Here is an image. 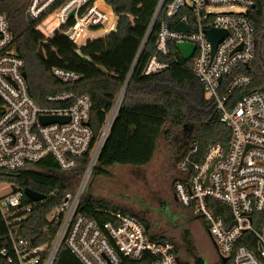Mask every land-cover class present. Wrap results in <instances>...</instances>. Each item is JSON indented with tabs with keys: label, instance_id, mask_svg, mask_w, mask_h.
Here are the masks:
<instances>
[{
	"label": "built area",
	"instance_id": "built-area-1",
	"mask_svg": "<svg viewBox=\"0 0 264 264\" xmlns=\"http://www.w3.org/2000/svg\"><path fill=\"white\" fill-rule=\"evenodd\" d=\"M259 1L264 9V0ZM4 2L0 0V173L33 168L48 157L57 161L62 172L71 173L80 158H88L75 189L57 188L40 202H32L16 184L0 189L1 193L18 188L0 196V211L10 238V246L0 251L6 264H54L63 243L82 264H122L123 258L141 261L145 257L154 258L153 264H188L175 244L154 240L136 217L104 206L95 209L99 220L79 213L129 82L157 25L156 51L144 75L169 68L170 63L161 56L169 55L171 45H195L191 61L196 78L205 98L215 103L221 122L231 131L226 155V147L214 145L198 160L196 145L177 162V170L185 178L176 182L175 198L204 223L222 264H264V95L256 91L246 94L253 79L237 74L256 56V26L249 17L256 0H159L132 70L97 135L90 125V96L60 93L48 97V102L59 107H42L32 98L25 60L16 51L14 34L2 11ZM220 6H240L246 11H210ZM72 12L75 14L70 17ZM27 14L44 37V44L62 35L77 51L89 49L102 60L108 53L101 44L113 35L119 37L120 13L104 0H29ZM180 24L187 25L189 31H176ZM211 29L228 33L214 53L207 35ZM52 73L71 86L83 79L81 74L61 68ZM44 117H61L66 122L43 126ZM45 205H49L47 220L61 222L52 246L21 236L28 216ZM221 206L226 210H220Z\"/></svg>",
	"mask_w": 264,
	"mask_h": 264
},
{
	"label": "trees",
	"instance_id": "trees-1",
	"mask_svg": "<svg viewBox=\"0 0 264 264\" xmlns=\"http://www.w3.org/2000/svg\"><path fill=\"white\" fill-rule=\"evenodd\" d=\"M104 1L120 13L119 37L113 35L101 44V49L108 53L106 60H102L89 49H83V55L91 58V62L82 60L76 54L75 44L62 35H57L49 44H44V37L38 33L35 25L27 21L29 0H5L2 6L15 37L16 51L26 63V79L32 98L42 107H59L57 103L48 102V97L60 93L90 96L92 100L90 125L95 135L105 123L106 115L113 108L132 70L159 2V0ZM132 16L133 19L143 17L142 23L140 21V24L136 23L134 26ZM249 17L256 26L257 52L249 67H242L237 74H246L253 79V86L246 94L256 91L264 95V9L259 0H256L255 8ZM157 32L158 25L129 82L117 118L93 170L94 177L107 175V170L115 166L141 168L149 165L163 137L178 148L177 162L187 156L189 150L196 145L199 146L197 155L199 160L204 157L209 147L214 145L226 147L231 141V131L221 122L215 103L205 98L204 90L194 73L193 61L182 60L175 45H171L167 57L161 56L163 61L170 63L167 70L151 76L144 75L147 63L156 51ZM41 48L43 54L40 52ZM54 68L75 71L81 74L83 79L74 86L63 84L53 76ZM186 128H189L190 133L186 132ZM180 130H184L181 136L176 133ZM182 150V155H179ZM87 159L86 157L78 160L72 180L70 177L66 179L67 172L60 170L53 157H48L33 168L0 173V183L7 182L24 189L30 188L45 196L57 188L73 190L76 186L72 181L84 173L88 164ZM184 178L182 176L178 181H184ZM17 190V187L13 188V192ZM105 204H107L105 200L87 190L79 213L89 219L99 220L95 209L98 206L106 207ZM48 209L49 205L36 208L28 216L21 229L23 238L35 239L38 244L50 246L54 244L61 222H49ZM220 210L226 209L221 206ZM122 212L130 215L125 210ZM217 214L220 215V212ZM152 237L157 241H168L164 237ZM9 246L8 228L0 211V251ZM176 247L179 252V246ZM153 262L152 257H145L141 261L127 258L122 260V264ZM0 264H6L1 255ZM54 264L82 263L63 243Z\"/></svg>",
	"mask_w": 264,
	"mask_h": 264
},
{
	"label": "rangeland",
	"instance_id": "rangeland-1",
	"mask_svg": "<svg viewBox=\"0 0 264 264\" xmlns=\"http://www.w3.org/2000/svg\"><path fill=\"white\" fill-rule=\"evenodd\" d=\"M214 14L244 12L240 6L212 7ZM133 23H142L143 17L135 18ZM208 99V97L206 98ZM177 135L181 136V132ZM186 132L190 133L189 128ZM178 148L163 137L152 162L141 168L115 166L108 169L107 175L90 178L86 188L92 194L107 202L105 206L113 211H127L149 225L152 236L164 237L179 246L180 256L186 263L222 264L204 223L192 210L182 207L175 198L176 182L181 173L177 170ZM183 150L179 155H182ZM73 179L74 172L65 174ZM83 174L72 181L78 186ZM72 178V179H71ZM8 185L0 183V189ZM12 189L0 193L4 196Z\"/></svg>",
	"mask_w": 264,
	"mask_h": 264
},
{
	"label": "water",
	"instance_id": "water-1",
	"mask_svg": "<svg viewBox=\"0 0 264 264\" xmlns=\"http://www.w3.org/2000/svg\"><path fill=\"white\" fill-rule=\"evenodd\" d=\"M74 12H72L70 14V17L74 16ZM27 21L29 24H34V20L31 18V16L29 14H27ZM176 31L179 32H188L189 28L187 25L185 24H180L179 26H177ZM207 35L209 40L212 42L213 44V53L215 52L217 46L227 37L228 33L226 31L223 30H216V29H211L207 31ZM177 50L179 51L182 59L186 62L191 61L192 56L195 52V45L193 44H189V43H178L176 45ZM41 54H43V49H40ZM76 54L84 61L86 62H91V58L83 55V53L81 51H76ZM42 125L43 126H47L50 124H54V123H64L66 122V120L64 118L61 117H44L41 119ZM68 122V120H67ZM229 149V145L226 146V150H225V155L228 152ZM225 158V157H224ZM25 194L26 196L32 201V202H40L42 200L45 199V195L40 194L30 188L25 189ZM145 228L148 229L149 226L148 224L144 223ZM226 260H223V263H225Z\"/></svg>",
	"mask_w": 264,
	"mask_h": 264
},
{
	"label": "crops",
	"instance_id": "crops-1",
	"mask_svg": "<svg viewBox=\"0 0 264 264\" xmlns=\"http://www.w3.org/2000/svg\"><path fill=\"white\" fill-rule=\"evenodd\" d=\"M144 222V221H143ZM144 223H146V222H144ZM147 224V223H146ZM149 226V225H148ZM148 230H149V228H148ZM150 232V231H149ZM180 252V251H179ZM188 263V262H187ZM188 264H191V263H188ZM196 264H201L200 262H197Z\"/></svg>",
	"mask_w": 264,
	"mask_h": 264
}]
</instances>
